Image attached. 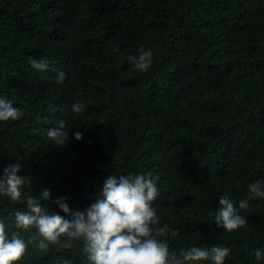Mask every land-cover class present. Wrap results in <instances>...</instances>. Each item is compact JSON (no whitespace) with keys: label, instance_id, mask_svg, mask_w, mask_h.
I'll return each mask as SVG.
<instances>
[{"label":"trees","instance_id":"1","mask_svg":"<svg viewBox=\"0 0 264 264\" xmlns=\"http://www.w3.org/2000/svg\"><path fill=\"white\" fill-rule=\"evenodd\" d=\"M141 48L153 53L146 72L129 61ZM0 97L26 113L0 122V178L19 161L24 197L49 189V214L71 220L58 199L84 211L109 177L152 172L159 226L180 233L160 237L170 251L223 246L225 264H264L251 255L264 248V199L249 201L248 225L232 234L209 215L224 194L239 211L264 180V0H0ZM60 120L64 145L47 137ZM16 210L27 205L0 196L9 232L38 240L15 229ZM81 249L29 243L22 264H88Z\"/></svg>","mask_w":264,"mask_h":264},{"label":"clouds","instance_id":"2","mask_svg":"<svg viewBox=\"0 0 264 264\" xmlns=\"http://www.w3.org/2000/svg\"><path fill=\"white\" fill-rule=\"evenodd\" d=\"M129 61L134 70L146 72L153 63V53L151 49L145 51L141 48L137 56L129 57ZM29 64L38 72L50 69L47 59L30 58ZM65 79L66 74L60 71L57 83L62 84ZM84 109L82 103L72 105V111L77 115ZM25 114L11 100L0 97V122L19 121ZM65 128V122L60 120L57 127L47 130V137L57 145H64L68 139ZM74 136L77 141L83 138L80 131ZM21 167L18 161L4 168L0 178V196L27 205V211H15V229L24 232L36 229L39 239L26 242L19 231L10 233L7 218L0 217V264H22L29 243L38 251L47 252L50 247L57 246L71 249L74 243L79 242L82 244L81 254L88 264H199L201 261L225 264L230 254V249L223 246H215L211 250L191 247L182 251L179 257L170 251L169 244L160 237L166 234L178 237L180 233L167 225L159 226L160 217L152 205L160 191L152 172L109 177L103 186V199L84 211L70 212L63 199H58L56 203L61 211L71 215L69 220L56 213L49 214L42 206L41 200L50 198L49 189H43L39 199L31 195L24 197L22 190L29 183V177L20 175ZM247 188L248 194L238 202L239 211L233 200L224 194L219 198L220 207L209 213L216 226L229 234L248 225L240 211L248 210L249 201L264 199V180L250 183ZM251 255L257 262L264 260V248L254 249ZM64 264L69 262L66 260Z\"/></svg>","mask_w":264,"mask_h":264}]
</instances>
